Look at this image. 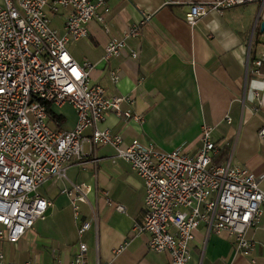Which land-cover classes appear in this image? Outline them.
<instances>
[{"label":"crops","instance_id":"crops-1","mask_svg":"<svg viewBox=\"0 0 264 264\" xmlns=\"http://www.w3.org/2000/svg\"><path fill=\"white\" fill-rule=\"evenodd\" d=\"M193 1L104 0L97 8L102 21L90 19L86 35L64 46L77 64H91L89 84L99 85L104 97L123 98L119 109L138 116L123 120L106 111L95 124L98 129L119 134L123 145L135 138L157 151L178 146L192 154L201 128L209 127L217 147L211 159L219 154L216 164L228 162L246 169L264 192V143L256 134L264 125V70L256 74L250 65L251 59L264 53V26L260 30L259 25L264 21V0H249L219 13L209 11L188 25L184 12ZM64 13L62 8L48 17L58 34ZM143 18L135 36L125 35ZM117 37L124 47L103 58L105 42ZM110 74L116 76L114 81ZM49 111L61 118H47L49 127L72 128L75 114L70 104L50 106ZM81 152L84 161L70 165L64 179L49 178L39 186L37 193L50 202L45 215L15 243L0 240V264H68L78 242L86 247L85 264H167L165 252L148 248L147 232L131 229L142 221L141 179L123 159L113 157L109 145L92 149L84 142ZM92 158L97 159L94 165ZM69 184L88 187L86 201L78 203L77 219L89 220L90 225L80 237L69 200L60 192ZM261 211L247 231L253 244L247 253L233 252V236L206 232L199 224L186 264H264V206Z\"/></svg>","mask_w":264,"mask_h":264},{"label":"built area","instance_id":"built-area-1","mask_svg":"<svg viewBox=\"0 0 264 264\" xmlns=\"http://www.w3.org/2000/svg\"><path fill=\"white\" fill-rule=\"evenodd\" d=\"M103 1L2 0L0 4V240L15 243L34 220L44 217L50 202L37 193L39 186L49 178L64 179L70 165L82 163L81 148L86 142L92 149L100 144L111 146L113 157L123 159L141 179L142 221L131 229L147 232L148 248L165 252L167 264L187 263L189 243L199 224L206 232L233 236V252L247 253L253 246L247 231L260 218L264 192L246 169L212 162L217 147L209 137V127L201 128L197 148L189 154L178 146L157 151L135 138L123 145L119 134L95 125L106 111L123 120L138 119L129 110L119 109L123 98L104 97L99 85L89 84L91 64H77L64 46L86 35L90 19L102 21L97 8ZM248 1L195 0L188 4L184 20L193 25L209 11L219 13ZM62 8L66 13L58 34L49 26L48 17ZM143 20L130 26L125 35L135 36ZM123 47L122 38L109 39L103 58L117 55ZM134 54L131 51L130 56ZM250 65L256 74L264 70V53L251 59ZM110 75L114 81L116 76ZM66 102L75 114L72 128L49 127L45 110ZM85 130H89L86 136ZM256 131L264 143V125ZM96 160L92 158L90 163L94 165ZM87 189L69 184L60 190L69 200L71 218L78 222V237L90 225L89 220L77 219L78 203L86 201ZM77 245L68 264H85L86 247L82 242Z\"/></svg>","mask_w":264,"mask_h":264},{"label":"trees","instance_id":"trees-1","mask_svg":"<svg viewBox=\"0 0 264 264\" xmlns=\"http://www.w3.org/2000/svg\"><path fill=\"white\" fill-rule=\"evenodd\" d=\"M45 112L47 113V118H48V119H51V120H52V119H53V120H58V119H59V120H61V118H57V116H55L54 113H51V112L49 111V109L45 110ZM218 157H220L219 154L217 155V157H214V158L217 159ZM216 159H214V160L211 159V160H212V162L215 163V162H216ZM216 163H217V162H216Z\"/></svg>","mask_w":264,"mask_h":264},{"label":"water","instance_id":"water-1","mask_svg":"<svg viewBox=\"0 0 264 264\" xmlns=\"http://www.w3.org/2000/svg\"><path fill=\"white\" fill-rule=\"evenodd\" d=\"M263 22H264V21H263ZM263 22L259 23V25H260V30H261V29L263 28V26H264Z\"/></svg>","mask_w":264,"mask_h":264},{"label":"rangeland","instance_id":"rangeland-1","mask_svg":"<svg viewBox=\"0 0 264 264\" xmlns=\"http://www.w3.org/2000/svg\"><path fill=\"white\" fill-rule=\"evenodd\" d=\"M51 25V24H50ZM52 27V26H51Z\"/></svg>","mask_w":264,"mask_h":264}]
</instances>
